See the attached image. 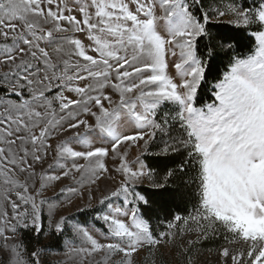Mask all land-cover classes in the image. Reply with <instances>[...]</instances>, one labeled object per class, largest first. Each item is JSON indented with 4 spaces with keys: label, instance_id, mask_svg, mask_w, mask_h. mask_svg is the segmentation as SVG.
<instances>
[{
    "label": "snow or ice",
    "instance_id": "snow-or-ice-1",
    "mask_svg": "<svg viewBox=\"0 0 264 264\" xmlns=\"http://www.w3.org/2000/svg\"><path fill=\"white\" fill-rule=\"evenodd\" d=\"M217 239L264 264V0H0V264H196Z\"/></svg>",
    "mask_w": 264,
    "mask_h": 264
},
{
    "label": "rangeland",
    "instance_id": "rangeland-1",
    "mask_svg": "<svg viewBox=\"0 0 264 264\" xmlns=\"http://www.w3.org/2000/svg\"><path fill=\"white\" fill-rule=\"evenodd\" d=\"M53 43H56L55 40H53ZM136 153L133 150L132 152H130L129 155V159H133L135 157ZM106 162L108 163L109 167L113 166V162L111 160V158H106ZM63 183L67 184V181H64ZM107 184V182H102V187L105 186ZM47 195H51V192L47 193ZM99 194H97L98 196ZM63 199V197H62ZM75 200V203L72 207L69 208H65L63 209V214L66 216H72L75 215L77 216L78 219H83V217L79 216L76 212L77 206L79 207H83L85 203H87L86 200L84 201H80V200H76V198H73ZM92 204L94 206H98L97 202L95 200L92 201ZM93 214L92 213H88V219L89 221H91V216ZM97 230H99V228H97ZM41 243L44 244H49L52 251L49 252L44 259L49 260V261H63L65 259L64 257V247H63V241L60 240V245L58 247H55L54 245L56 244V240L52 239V238H44L41 237ZM38 246L36 240H33L30 245H29V249L28 251H32L34 247ZM211 249V251H210ZM204 248L203 243L197 245L195 247V249L193 250V257L195 259L196 264H217V254L216 251L212 248ZM162 251H164L162 249Z\"/></svg>",
    "mask_w": 264,
    "mask_h": 264
},
{
    "label": "trees",
    "instance_id": "trees-1",
    "mask_svg": "<svg viewBox=\"0 0 264 264\" xmlns=\"http://www.w3.org/2000/svg\"><path fill=\"white\" fill-rule=\"evenodd\" d=\"M242 54H246L248 52V48L244 47L241 49ZM221 71H223V66H221ZM204 99H208L207 93H204ZM176 164L180 163L179 158H177ZM170 167H173L174 165L170 164ZM188 189H180L178 190L176 196L166 202V208L170 209L172 213H179L181 215H187L189 212L193 210V204L195 203V198L193 195H185L184 193L188 192ZM165 213H161V218ZM155 222V221H154ZM34 239H28V249L30 248L29 245ZM204 248H212L216 251V249L223 244V240L217 239V240H208L202 242ZM60 245V240H56V244L54 245L55 247H58Z\"/></svg>",
    "mask_w": 264,
    "mask_h": 264
}]
</instances>
